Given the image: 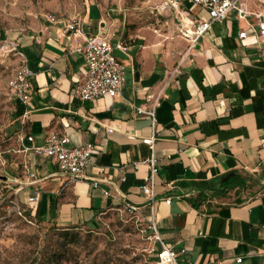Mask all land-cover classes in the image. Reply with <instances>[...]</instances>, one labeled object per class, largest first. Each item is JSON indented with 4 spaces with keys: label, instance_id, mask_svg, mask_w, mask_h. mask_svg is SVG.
Returning <instances> with one entry per match:
<instances>
[{
    "label": "crops",
    "instance_id": "crops-1",
    "mask_svg": "<svg viewBox=\"0 0 264 264\" xmlns=\"http://www.w3.org/2000/svg\"><path fill=\"white\" fill-rule=\"evenodd\" d=\"M183 7L195 20L209 18L191 3ZM248 8L264 14L259 0H249ZM115 13L111 9L107 18L93 6L81 20L86 32L124 45L114 50L126 66L124 91L115 98L75 97L87 66L69 51L60 26L47 22L14 38L35 72L29 101L15 99L24 169L20 200L33 216L64 228L96 225L109 212L134 206L144 222L154 214L179 264H264V18L248 21L231 12L182 61L189 42L178 35L173 12H158L170 20L129 35ZM141 105H156L155 124L136 113ZM54 132L72 146L93 144L86 174L108 183L68 182L54 159L24 150ZM152 136L153 147L143 143ZM151 158L153 197L142 190ZM233 173L249 180L247 189L196 204L190 198L198 192L182 185Z\"/></svg>",
    "mask_w": 264,
    "mask_h": 264
},
{
    "label": "rangeland",
    "instance_id": "rangeland-1",
    "mask_svg": "<svg viewBox=\"0 0 264 264\" xmlns=\"http://www.w3.org/2000/svg\"><path fill=\"white\" fill-rule=\"evenodd\" d=\"M158 4V0H0V264H158L152 253L158 244L144 232L146 223L125 209L109 212L94 226L69 228L68 235L64 228L23 211L27 206L17 191L24 176L22 132L9 87L20 62L14 38L47 24L49 15L83 20L94 6L109 18L114 9L122 14L129 35L170 20L158 13Z\"/></svg>",
    "mask_w": 264,
    "mask_h": 264
},
{
    "label": "built area",
    "instance_id": "built-area-1",
    "mask_svg": "<svg viewBox=\"0 0 264 264\" xmlns=\"http://www.w3.org/2000/svg\"><path fill=\"white\" fill-rule=\"evenodd\" d=\"M264 3V0H259ZM184 2L198 6L207 12L208 20H195L190 16L188 10L184 9ZM249 0H161L156 6L160 13L173 12L178 23V35L188 40L189 46L182 61L190 56L199 40L211 29L213 23L221 22L228 18L231 12H237L241 19L248 20L252 15L264 18L262 12L253 13L248 8ZM47 21L50 24L58 25L61 28V36L66 40L68 49L71 53L81 56L86 63L87 71L75 86V97L80 101L93 102L101 97L109 96L115 98L122 95L126 85V66L114 53L115 48L124 50V45L118 43L115 46L99 35H93L85 31L84 24L78 18H60L49 15ZM251 25V23H249ZM246 32L240 33V38H246ZM17 56L20 59L19 66L10 81L9 87L12 96L22 102L30 99L29 90L30 80L35 76V72L30 69L28 60L18 47L13 43ZM180 73L179 69L175 70ZM157 105V104H156ZM156 105L147 109L145 106H136L135 111L138 115L150 117L155 124ZM154 137L143 139V143L153 147ZM25 151H33L48 159H54L57 163V174L66 178L68 182L91 181L94 188H98L102 183H108L107 179L90 178L86 174L88 165L92 161L94 145L91 143L82 146H72L67 136L59 133H50L44 143L39 146H28ZM151 165V176L145 180L142 190L148 191L154 196L153 178L157 171L154 158L147 160ZM104 195L109 196L110 192L103 190ZM182 197V195L178 196ZM37 198H30L29 202L36 201ZM171 199H167L170 203ZM125 210L136 215L138 220H142L137 215V208L127 205ZM144 232H150L151 239L156 245L152 248V253L157 256L158 264H179L178 255L175 250L168 246L161 238L154 214L149 221H145ZM241 262L242 259L237 260Z\"/></svg>",
    "mask_w": 264,
    "mask_h": 264
},
{
    "label": "trees",
    "instance_id": "trees-1",
    "mask_svg": "<svg viewBox=\"0 0 264 264\" xmlns=\"http://www.w3.org/2000/svg\"><path fill=\"white\" fill-rule=\"evenodd\" d=\"M185 187H190L198 192L196 197H191L190 201L194 204H196L199 200H206L209 195L212 197H220L225 196L227 193L231 191L241 192L249 186V180L245 177L238 176L236 173L228 174L226 176H223L221 178H218L216 180H211L207 182H193V183H182ZM26 205V204H25ZM27 206V205H26ZM25 213H28L32 219H35L37 221H42L44 223L50 224L52 226H57L53 222L44 221L43 219H40L36 216H33L30 208L27 206V208L23 209ZM94 226V225H91ZM80 226L75 227H68L64 228L65 235H68L69 228H78ZM153 260H157V256L153 255Z\"/></svg>",
    "mask_w": 264,
    "mask_h": 264
}]
</instances>
